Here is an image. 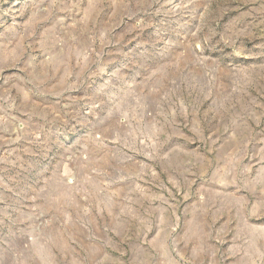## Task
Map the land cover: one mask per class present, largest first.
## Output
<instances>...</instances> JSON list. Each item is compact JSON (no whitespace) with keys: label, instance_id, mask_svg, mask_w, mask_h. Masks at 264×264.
Returning a JSON list of instances; mask_svg holds the SVG:
<instances>
[{"label":"rangeland","instance_id":"rangeland-1","mask_svg":"<svg viewBox=\"0 0 264 264\" xmlns=\"http://www.w3.org/2000/svg\"><path fill=\"white\" fill-rule=\"evenodd\" d=\"M0 264H264V0H0Z\"/></svg>","mask_w":264,"mask_h":264}]
</instances>
